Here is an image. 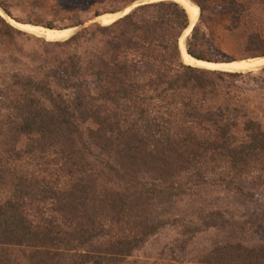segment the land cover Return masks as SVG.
I'll use <instances>...</instances> for the list:
<instances>
[{
  "label": "trees",
  "instance_id": "obj_1",
  "mask_svg": "<svg viewBox=\"0 0 264 264\" xmlns=\"http://www.w3.org/2000/svg\"><path fill=\"white\" fill-rule=\"evenodd\" d=\"M22 1L47 29L84 25L90 2ZM108 1L98 15L142 0ZM190 1L200 13L184 41L191 58L217 62L225 35L200 28L209 5L242 25L247 49L264 48L256 0ZM0 11L15 20L1 0ZM189 25L180 5L160 1L46 42L0 15V264H264V209L234 207L264 200L254 118L264 68L184 65ZM205 236L209 248L187 261Z\"/></svg>",
  "mask_w": 264,
  "mask_h": 264
},
{
  "label": "rangeland",
  "instance_id": "obj_2",
  "mask_svg": "<svg viewBox=\"0 0 264 264\" xmlns=\"http://www.w3.org/2000/svg\"><path fill=\"white\" fill-rule=\"evenodd\" d=\"M1 2L8 8L12 18L15 20L8 18L16 23L26 25V26H41V25H33L31 22H34L35 16L38 15V10L31 7L29 3L22 0H1ZM136 3V2H135ZM78 9H82V4H77ZM113 3L108 0H90L89 5L86 6L85 11L80 13V20L87 24L88 19L102 13L104 10H108L112 8ZM81 7V8H80ZM85 7V6H84ZM252 14H256L257 17L259 15H264V0H256L254 5L251 6ZM7 22L5 16L1 15ZM200 17V13H199ZM257 17L255 19H257ZM91 21V20H90ZM199 22V19L197 23ZM259 26L264 29V19L256 21ZM9 23V22H8ZM248 24V23H247ZM254 24V23H251ZM56 26L60 27V29L68 28L69 22L64 23H56ZM89 26V25H87ZM246 26V24L244 25ZM42 27V26H41ZM200 28L204 30H209L217 33H223L225 36L220 40L216 41V48L211 50V58L216 63H227L228 60L232 59L234 61L239 60H247L258 58L262 52H264V48H259L255 50L247 49L244 43L243 37L239 34V29L242 28V25L235 23L226 15H223L221 12H218L216 8L211 5L208 6L207 11L204 13L203 17L200 21ZM19 30V29H17ZM21 32L32 36L31 34L20 30ZM186 39V38H185ZM185 41V40H184ZM254 118L259 122L261 129L264 131V111H260L254 115ZM218 196L222 197V194ZM214 198V195L211 196ZM226 202V201H225ZM234 206L236 210L240 212H262L264 209V200L259 204H251L238 206L235 204ZM230 206V204H229ZM258 238H264V229L260 230L257 233ZM166 241L159 240L154 244V247L150 252L152 253L151 258H155V250L158 246H161ZM160 243V244H159ZM209 248V238L208 237H200L195 241L189 249V255L187 261L191 262L195 259L199 254L205 252ZM152 262V261H151ZM151 264V263H150Z\"/></svg>",
  "mask_w": 264,
  "mask_h": 264
},
{
  "label": "bare ground",
  "instance_id": "obj_3",
  "mask_svg": "<svg viewBox=\"0 0 264 264\" xmlns=\"http://www.w3.org/2000/svg\"><path fill=\"white\" fill-rule=\"evenodd\" d=\"M160 0H147L144 2H157ZM173 2L180 5L188 14L190 25L185 30L184 34L180 38L179 46H180V53L182 56V62L190 67L197 68V69H205L210 71H222V72H230V73H248V72H255L259 71L260 69L264 68V57H258L253 59L247 60H239L234 61L232 63H210V62H203L200 60H195L187 55L184 47V40L188 37L192 27L194 26L198 15H199V8L191 4L188 0H172ZM137 5V2L126 7L125 9L116 12V13H104L103 15L97 17L95 22L101 26H108L122 16L126 15L133 6ZM0 15L5 16L1 11ZM6 17V16H5ZM9 24L16 29L22 30L31 34L32 36L42 39L46 42H59L68 39L74 30L71 29H47L41 26H26L19 23H16L8 17H6Z\"/></svg>",
  "mask_w": 264,
  "mask_h": 264
},
{
  "label": "water",
  "instance_id": "obj_4",
  "mask_svg": "<svg viewBox=\"0 0 264 264\" xmlns=\"http://www.w3.org/2000/svg\"><path fill=\"white\" fill-rule=\"evenodd\" d=\"M144 1H147V0L138 1V2H137V5L133 6V8L130 10V12L133 11L135 8H137V7L140 6V5H144V4H147V3H155V2H144ZM160 1H172V0H160ZM160 1H157V2H160ZM188 1H189L191 4H193L190 0H188ZM130 12H128L126 15H128ZM112 14H113V13H112ZM102 15H103V14H102ZM126 15L122 16L121 18L125 17ZM187 15H188V14H187ZM99 16H101V15H98L97 17H99ZM97 17H95V18L92 19L91 21H88L87 24H84V25H82V26H77V27H70V28H68V29L74 30L71 36L75 35V34H76L78 31H80L81 29L87 27V25L97 24V23L95 22V19H96ZM121 18H119V19H121ZM119 19H118V20H119ZM188 19H189V17H188ZM198 19H199V15H198V18H197L195 24L197 23ZM116 21H117V20H116ZM195 24H194V26H195ZM194 26L192 27V29L194 28ZM15 29H16V28H15ZM192 29H191V31H192ZM18 31H20V30H18ZM191 31H190V33H191ZM190 33H189V34H190ZM71 36H70V37H71ZM228 63H232V62H228ZM184 65H185V64H184ZM220 72H222V71H220Z\"/></svg>",
  "mask_w": 264,
  "mask_h": 264
}]
</instances>
